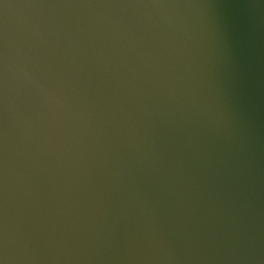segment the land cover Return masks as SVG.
<instances>
[{"label":"water","instance_id":"95a60500","mask_svg":"<svg viewBox=\"0 0 264 264\" xmlns=\"http://www.w3.org/2000/svg\"><path fill=\"white\" fill-rule=\"evenodd\" d=\"M0 264H264V0H0Z\"/></svg>","mask_w":264,"mask_h":264}]
</instances>
